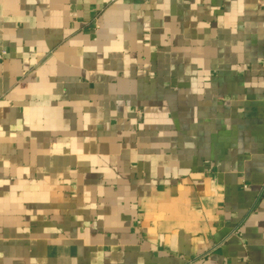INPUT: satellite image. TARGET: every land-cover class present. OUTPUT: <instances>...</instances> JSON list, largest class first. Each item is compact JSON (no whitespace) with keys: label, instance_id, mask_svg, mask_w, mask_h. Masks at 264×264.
<instances>
[{"label":"crops","instance_id":"crops-1","mask_svg":"<svg viewBox=\"0 0 264 264\" xmlns=\"http://www.w3.org/2000/svg\"><path fill=\"white\" fill-rule=\"evenodd\" d=\"M1 55L0 264H264V0H0Z\"/></svg>","mask_w":264,"mask_h":264},{"label":"built area","instance_id":"built-area-1","mask_svg":"<svg viewBox=\"0 0 264 264\" xmlns=\"http://www.w3.org/2000/svg\"><path fill=\"white\" fill-rule=\"evenodd\" d=\"M112 1H115V0H112ZM6 54V52H3V55H5ZM2 58V55L0 56V59Z\"/></svg>","mask_w":264,"mask_h":264}]
</instances>
